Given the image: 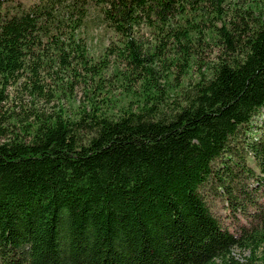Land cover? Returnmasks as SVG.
<instances>
[{
	"label": "trees",
	"instance_id": "obj_1",
	"mask_svg": "<svg viewBox=\"0 0 264 264\" xmlns=\"http://www.w3.org/2000/svg\"><path fill=\"white\" fill-rule=\"evenodd\" d=\"M92 8L111 32L95 56ZM263 16L264 0H0V264H264V130L244 136L264 108ZM73 79V111L38 108Z\"/></svg>",
	"mask_w": 264,
	"mask_h": 264
},
{
	"label": "rangeland",
	"instance_id": "obj_2",
	"mask_svg": "<svg viewBox=\"0 0 264 264\" xmlns=\"http://www.w3.org/2000/svg\"><path fill=\"white\" fill-rule=\"evenodd\" d=\"M9 1H19L25 5H28L35 0H9ZM96 10L90 9L89 12V18L87 19V26L84 28V31H82V35L85 37L88 47V52L90 55L95 56L100 54L104 47L107 46L109 43L111 32L106 31V29L101 26L100 24L95 22L96 19ZM264 18V16H263ZM137 38L142 42L143 44L147 45L150 43L151 35L150 32L146 29L141 27L139 30V33L137 34ZM106 72L105 77L110 80V73L111 70L108 69ZM66 80V78H64ZM113 79V77H112ZM111 79V80H112ZM110 80V81H111ZM74 81V79H73ZM109 82V81H108ZM62 84V88L57 89V94L60 95V99L53 98L50 101H44L43 99L38 103V108H42L45 110H51L54 106L58 105V103H61L66 110L73 111L76 106L80 105L85 100L84 95V84L81 79L75 80L74 84L72 86H68L67 84L63 82H59ZM111 84V82H109ZM109 83H107L109 85ZM54 85V84H51ZM10 88V97L11 99L14 98V101H17L19 96L22 94L20 91L17 92V87ZM54 87V86H53ZM56 88V87H55ZM119 83L114 80L113 84L109 86V89H112V91L115 93L118 92ZM25 97V103H30V96L25 94L23 95ZM264 130V108L260 110V113L254 115L252 118V121L250 123L249 130L244 134L247 140H253L255 137L258 136L260 131ZM248 164L252 166L255 171H257V168H255V163L251 160L248 161ZM211 185V183H210ZM206 185L205 187L201 188V194L209 208V211L219 220L220 224L223 227H228L229 229H234L235 223L237 222L236 215L233 214V211L229 210L226 207V202L224 199V196L220 193L218 188L215 186ZM237 214V213H235ZM234 255L236 259H238L241 263H246L245 257H247L249 254L247 251H240L238 249H235Z\"/></svg>",
	"mask_w": 264,
	"mask_h": 264
}]
</instances>
